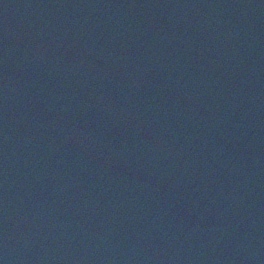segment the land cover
<instances>
[{"label":"water","instance_id":"water-1","mask_svg":"<svg viewBox=\"0 0 264 264\" xmlns=\"http://www.w3.org/2000/svg\"><path fill=\"white\" fill-rule=\"evenodd\" d=\"M2 264H264V0H0Z\"/></svg>","mask_w":264,"mask_h":264},{"label":"clouds","instance_id":"clouds-1","mask_svg":"<svg viewBox=\"0 0 264 264\" xmlns=\"http://www.w3.org/2000/svg\"><path fill=\"white\" fill-rule=\"evenodd\" d=\"M0 264H2V262H0Z\"/></svg>","mask_w":264,"mask_h":264}]
</instances>
